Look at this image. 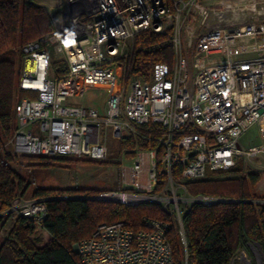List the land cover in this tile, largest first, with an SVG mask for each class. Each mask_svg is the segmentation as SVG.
<instances>
[{
    "label": "built area",
    "instance_id": "1",
    "mask_svg": "<svg viewBox=\"0 0 264 264\" xmlns=\"http://www.w3.org/2000/svg\"><path fill=\"white\" fill-rule=\"evenodd\" d=\"M234 1L225 7L240 11H223L222 0H50L53 58L65 71L49 72L51 56L39 40L21 46L18 85L35 97L13 106L15 154L102 161L111 141L150 142L131 157L122 149V186L91 198L154 203L167 218L98 224L75 245L81 264H173L172 225L185 247L183 217L194 204L235 201L191 194L186 183L264 156V2ZM145 30L167 34L172 47V60L155 63L148 76L131 72L134 49H127ZM88 84L103 86L102 107L69 100ZM251 128L256 142L244 145ZM124 159L132 160L125 166ZM47 198L16 196L7 212L38 222ZM230 264H264V252L248 242Z\"/></svg>",
    "mask_w": 264,
    "mask_h": 264
},
{
    "label": "trees",
    "instance_id": "2",
    "mask_svg": "<svg viewBox=\"0 0 264 264\" xmlns=\"http://www.w3.org/2000/svg\"><path fill=\"white\" fill-rule=\"evenodd\" d=\"M52 31L51 13L46 6L38 5L32 0H0V232L5 218L15 215L7 212L11 201L16 196L25 194L24 178L11 166L15 154L1 152L3 136L9 137L13 130L14 104L24 97H35V94L19 88L21 55L19 67L15 68L14 48L33 40H39L44 46L41 38ZM136 36L137 43L143 47L135 53L131 64L132 73L144 76L154 63L170 61L171 45L166 42L162 46L165 33L145 30ZM153 43H158V47L149 49V45ZM65 69L61 60H54L49 66L51 74L56 76ZM140 129L145 138L151 136L146 127ZM149 143L132 137L122 139L118 143V157L114 159V163L119 164L122 149L126 150L127 157H131L133 147H145ZM21 158L27 167L83 161L69 156L51 158L47 155H21ZM106 160L108 158L99 162ZM242 168L243 162L239 159L228 170L186 183L191 194L200 193L235 201L212 205L194 204L183 217L185 247L177 233V226L172 225L168 241L172 249L173 264H230L235 252L240 247H247L248 242H257L264 252V196L251 192V186L259 177L251 173L248 178L228 175L239 173ZM103 190L111 189L56 188L52 190L55 192L53 195L36 190L32 197H48L46 214L38 222L15 215L11 226L4 231L0 240V264H81L72 246L91 235L98 224L124 220L131 226H137L140 217L145 215L167 218L154 203L127 205L91 198ZM37 224L49 235L48 241L42 246L37 245L39 238L31 237Z\"/></svg>",
    "mask_w": 264,
    "mask_h": 264
},
{
    "label": "rangeland",
    "instance_id": "3",
    "mask_svg": "<svg viewBox=\"0 0 264 264\" xmlns=\"http://www.w3.org/2000/svg\"><path fill=\"white\" fill-rule=\"evenodd\" d=\"M34 3L38 5L46 6L47 10L52 13V5L50 0H32ZM53 31L45 35L41 38V40L45 43V49L49 52L51 56L50 67L54 61V43L50 41L52 40ZM137 36H135L132 40L129 41L127 49L133 50V59L137 50L143 47L142 44L137 43ZM168 42V35L166 34V38L163 39L162 46ZM21 46L22 44L17 45L14 48L16 54V64L15 68L19 67L20 63V55H21ZM158 47V45H155ZM155 47V48H156ZM152 48V49H155ZM172 60V57L170 61ZM133 61V60H132ZM157 63V62H156ZM155 64V63H154ZM153 64V65H154ZM152 65V66H153ZM150 68L146 71V75L150 72ZM50 72V70H49ZM51 73V72H50ZM140 74V73H139ZM142 75V74H141ZM105 98V93L103 91V86L100 84H88L84 87V94L82 96H74L69 100L74 103H78L86 106H95L102 107ZM13 123H14V113H13ZM14 128V124H13ZM256 129L251 128L248 130L242 137L241 142L246 145L248 143L256 142L255 138ZM9 137L3 136V144L1 146V152H9L11 154H15L11 144L9 143ZM109 147L110 152L108 155V160L106 162L93 161L88 158H82L83 161H75L70 164L54 163L47 167L41 166H26L24 160L21 158V155L15 154V160L11 163L12 168L17 171V173L24 178L25 184V197H32V194L35 193L36 190L45 191L47 195H53L55 192H52L53 189H63L70 187H81V188H92V189H111L116 190L122 186V173L119 171V164L114 163V159L118 157V143L115 141H111ZM48 157H55L52 155H47ZM242 159L243 168L239 173H228V175L232 177H245L248 178L249 174H257L259 179L258 181L251 186V192L256 193L258 195L264 196V156L254 157V158H239ZM238 159V160H239ZM132 159H124L123 164L125 166L131 163ZM237 160V161H238ZM59 195V194H57ZM264 200V199H262ZM16 215V214H15ZM15 215H11L10 217L5 218L4 226L0 232V240H2V236L4 231H6L10 226L15 217ZM32 238H39L40 241L37 243L38 246L44 245L48 239V234L41 229V227L37 224L35 233L31 236ZM78 243V242H77ZM73 244L72 249L75 251V245Z\"/></svg>",
    "mask_w": 264,
    "mask_h": 264
},
{
    "label": "crops",
    "instance_id": "4",
    "mask_svg": "<svg viewBox=\"0 0 264 264\" xmlns=\"http://www.w3.org/2000/svg\"><path fill=\"white\" fill-rule=\"evenodd\" d=\"M231 0H222V2H223V5H222V9H223V11H240V8H238L237 10H233V9H230V8H227V7H225V4L227 3V2H230ZM261 2H264V0H260ZM235 3H238L236 0L234 1ZM240 4H241V2H239ZM243 4V3H242ZM262 3H260L259 2V5H261ZM217 6H221L220 4H219V1H218V3H217ZM49 236V235H48Z\"/></svg>",
    "mask_w": 264,
    "mask_h": 264
},
{
    "label": "water",
    "instance_id": "5",
    "mask_svg": "<svg viewBox=\"0 0 264 264\" xmlns=\"http://www.w3.org/2000/svg\"><path fill=\"white\" fill-rule=\"evenodd\" d=\"M76 251V250H75Z\"/></svg>",
    "mask_w": 264,
    "mask_h": 264
}]
</instances>
